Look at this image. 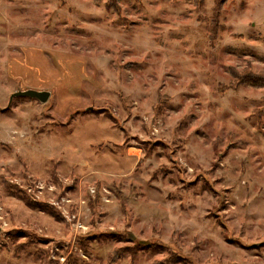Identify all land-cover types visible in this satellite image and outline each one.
I'll return each mask as SVG.
<instances>
[{
  "label": "rangeland",
  "instance_id": "rangeland-1",
  "mask_svg": "<svg viewBox=\"0 0 264 264\" xmlns=\"http://www.w3.org/2000/svg\"><path fill=\"white\" fill-rule=\"evenodd\" d=\"M104 3L0 0V264H264V0Z\"/></svg>",
  "mask_w": 264,
  "mask_h": 264
},
{
  "label": "water",
  "instance_id": "water-1",
  "mask_svg": "<svg viewBox=\"0 0 264 264\" xmlns=\"http://www.w3.org/2000/svg\"><path fill=\"white\" fill-rule=\"evenodd\" d=\"M29 97V98H35L41 103H44L48 100L50 96L49 90H36L27 88L24 90H17L10 94L9 101H11L14 97Z\"/></svg>",
  "mask_w": 264,
  "mask_h": 264
},
{
  "label": "trees",
  "instance_id": "trees-1",
  "mask_svg": "<svg viewBox=\"0 0 264 264\" xmlns=\"http://www.w3.org/2000/svg\"><path fill=\"white\" fill-rule=\"evenodd\" d=\"M94 1L95 2H101L102 0H94ZM104 7L107 10L114 9V10L118 11V9H119L118 0H105ZM248 76L253 81L264 84V72L263 71H261L258 74H254V75L250 74ZM263 103H264V99H263ZM258 113L259 114L264 113V104L261 107V109L258 111Z\"/></svg>",
  "mask_w": 264,
  "mask_h": 264
}]
</instances>
